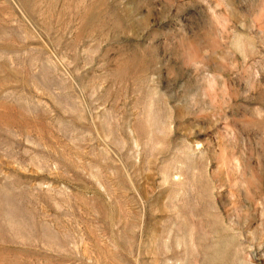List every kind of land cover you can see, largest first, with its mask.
Masks as SVG:
<instances>
[{"label":"rangeland","instance_id":"1","mask_svg":"<svg viewBox=\"0 0 264 264\" xmlns=\"http://www.w3.org/2000/svg\"><path fill=\"white\" fill-rule=\"evenodd\" d=\"M0 264H264V0H0Z\"/></svg>","mask_w":264,"mask_h":264}]
</instances>
